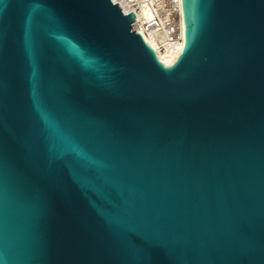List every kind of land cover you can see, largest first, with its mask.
<instances>
[{
    "label": "water",
    "instance_id": "water-1",
    "mask_svg": "<svg viewBox=\"0 0 264 264\" xmlns=\"http://www.w3.org/2000/svg\"><path fill=\"white\" fill-rule=\"evenodd\" d=\"M182 9L0 0V264H264V0Z\"/></svg>",
    "mask_w": 264,
    "mask_h": 264
},
{
    "label": "built area",
    "instance_id": "built-area-1",
    "mask_svg": "<svg viewBox=\"0 0 264 264\" xmlns=\"http://www.w3.org/2000/svg\"><path fill=\"white\" fill-rule=\"evenodd\" d=\"M125 15L134 13L132 23L144 41L150 34H159L166 42L175 43L180 37V12L176 0H112ZM160 50L164 51L161 45Z\"/></svg>",
    "mask_w": 264,
    "mask_h": 264
},
{
    "label": "bare ground",
    "instance_id": "bare-ground-1",
    "mask_svg": "<svg viewBox=\"0 0 264 264\" xmlns=\"http://www.w3.org/2000/svg\"><path fill=\"white\" fill-rule=\"evenodd\" d=\"M176 1L180 12L179 28L181 40L175 43H168L159 34H150L149 37L146 38V43L155 50L158 59L167 67L173 66L178 61L185 45V25L183 20L182 0ZM161 45L164 47V51L159 49L161 48Z\"/></svg>",
    "mask_w": 264,
    "mask_h": 264
}]
</instances>
